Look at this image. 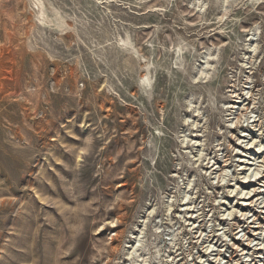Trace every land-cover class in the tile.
<instances>
[{"label": "rangeland", "instance_id": "obj_1", "mask_svg": "<svg viewBox=\"0 0 264 264\" xmlns=\"http://www.w3.org/2000/svg\"><path fill=\"white\" fill-rule=\"evenodd\" d=\"M0 264H264V0H0Z\"/></svg>", "mask_w": 264, "mask_h": 264}, {"label": "bare ground", "instance_id": "obj_2", "mask_svg": "<svg viewBox=\"0 0 264 264\" xmlns=\"http://www.w3.org/2000/svg\"><path fill=\"white\" fill-rule=\"evenodd\" d=\"M242 167V166H241ZM245 168H247V167H245ZM247 175V174H246ZM258 176V175H257ZM246 178V177H245ZM261 190V189H260ZM256 193H253L252 195H249V196H246L245 198L246 199H253V196L255 195ZM256 197V196H255ZM250 202H251V200H250ZM247 203H249V202H245V203H243L244 205H246ZM257 226V225H256ZM252 234H254V232H252ZM252 234H250V235H252ZM250 237V236H249ZM236 238V237H235ZM251 238V237H250ZM249 238V239H250ZM231 243V242H230ZM249 245V244H248ZM262 246V245H261ZM261 246H257L256 248H261ZM251 247V246H250ZM242 251H244V250H242ZM258 253V252H257ZM257 256V255H256ZM259 256V255H258ZM262 257V256H261Z\"/></svg>", "mask_w": 264, "mask_h": 264}]
</instances>
